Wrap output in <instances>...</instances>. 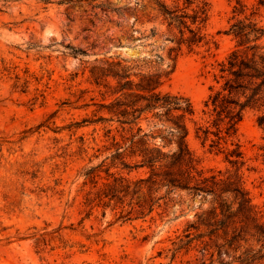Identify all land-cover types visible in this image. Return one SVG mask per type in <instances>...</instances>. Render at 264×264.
<instances>
[{"label": "rangeland", "instance_id": "1", "mask_svg": "<svg viewBox=\"0 0 264 264\" xmlns=\"http://www.w3.org/2000/svg\"><path fill=\"white\" fill-rule=\"evenodd\" d=\"M237 1L209 0L204 32L210 44L192 52L184 46L161 86L163 93L192 101L196 113L188 119L187 140L208 175L234 170L223 153L196 136V123L205 120L204 102L218 62L235 48L227 32L245 17L235 16ZM242 1L247 15L258 2ZM94 4L104 6L0 0V264H202L201 247L177 251L175 243L196 220L201 195L174 191L166 205L155 194L144 209L140 205L150 197L134 186L114 200L98 197L114 177L137 181L147 169L129 172L119 161L113 164L118 146L112 136L128 146L122 135L130 134L122 133L118 122H95L111 116L101 104L118 95H103L106 89L93 83L92 66L119 57L146 73L157 66L168 73L176 57L170 49L177 45L168 40L172 33L151 0ZM255 18L264 24V10ZM79 51L85 54L77 56ZM157 55L163 56L161 63ZM142 125L148 128L147 121ZM238 139L245 152L244 186L264 213V130L254 112L239 124ZM145 141L163 145L160 139ZM170 149L175 145L165 148ZM91 168L98 170L97 186L85 176Z\"/></svg>", "mask_w": 264, "mask_h": 264}, {"label": "trees", "instance_id": "2", "mask_svg": "<svg viewBox=\"0 0 264 264\" xmlns=\"http://www.w3.org/2000/svg\"><path fill=\"white\" fill-rule=\"evenodd\" d=\"M40 1L69 7L84 4L93 8L104 6L94 4L100 0ZM151 1L161 11L163 21L172 33L168 40L177 45L170 49L176 52L171 70L165 73L157 66L154 72L146 73L137 65H129L130 60L119 57L100 60L91 68L93 83L106 89L103 95H118L110 104H101V108L111 116H101L95 122H118L122 133L130 134L129 137L122 135L123 140H129L128 146L127 142L126 146L120 145L117 137L112 136L118 146L113 164L119 161L129 172L147 169V176L130 181L125 177H114L107 169L108 176L114 180L104 184L98 197L114 200L119 193L127 194L134 186L140 191L146 190L150 197L140 205L144 209L147 202L153 201L152 195L155 194L159 195L157 200H164L166 205L173 201L174 191L183 190L192 197L201 195L196 220L188 223L184 235L179 237L178 243L175 242L176 250L189 252L201 247L204 255L202 264H264V213L253 203L244 186L241 169L246 165L245 152L238 139L239 124L249 111L255 113L257 124L264 130V24L263 20L255 18L264 10V0H258L249 15L247 5L242 0L237 1L235 16L245 17L233 22L227 32L236 41L235 48L218 62L215 83L204 102L205 120L196 123V136L204 144L209 142L211 150L223 153L225 161L234 168L213 171L210 175L199 169L198 159L187 140V122L196 113L192 101L183 95L161 91L165 77L175 69L176 58L184 46L192 52L210 44L204 32L210 2L172 0L169 4L168 0ZM80 54L85 52L76 53L77 56ZM157 58L159 63L164 60L161 55ZM134 76L139 79L135 80ZM112 81L116 85L113 86ZM143 121H147L149 129L142 125ZM86 122L75 125L82 127ZM112 131V128L108 129L109 134ZM147 138L152 141L160 139L163 145H150L145 141ZM173 144L175 149L165 150ZM134 157L141 159L134 164L128 162V158ZM97 171L91 168L85 172L86 178L95 186L99 182ZM208 196L210 206L204 210L202 205Z\"/></svg>", "mask_w": 264, "mask_h": 264}]
</instances>
